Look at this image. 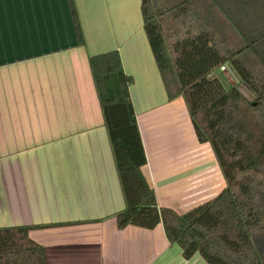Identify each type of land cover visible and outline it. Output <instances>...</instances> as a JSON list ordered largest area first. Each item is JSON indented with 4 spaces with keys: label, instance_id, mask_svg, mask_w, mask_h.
I'll return each mask as SVG.
<instances>
[{
    "label": "crops",
    "instance_id": "1",
    "mask_svg": "<svg viewBox=\"0 0 264 264\" xmlns=\"http://www.w3.org/2000/svg\"><path fill=\"white\" fill-rule=\"evenodd\" d=\"M113 50L159 207L183 214L226 187L183 97L168 99L140 0H0V228L40 226L29 236L46 264H207L161 224L117 226L125 200L89 65Z\"/></svg>",
    "mask_w": 264,
    "mask_h": 264
},
{
    "label": "trees",
    "instance_id": "2",
    "mask_svg": "<svg viewBox=\"0 0 264 264\" xmlns=\"http://www.w3.org/2000/svg\"><path fill=\"white\" fill-rule=\"evenodd\" d=\"M143 27L168 99L182 96L196 138L209 143L226 182L211 200L180 214L159 207L143 175L146 153L116 50L90 56L125 209L117 226L162 225L183 258L264 264V0H140ZM78 39L82 36L77 26ZM227 67L251 92L228 86ZM30 226L0 228V264H46Z\"/></svg>",
    "mask_w": 264,
    "mask_h": 264
},
{
    "label": "rangeland",
    "instance_id": "3",
    "mask_svg": "<svg viewBox=\"0 0 264 264\" xmlns=\"http://www.w3.org/2000/svg\"><path fill=\"white\" fill-rule=\"evenodd\" d=\"M223 78L225 79L228 86H236L244 96L248 99L251 98V92L246 88L245 85L239 82L233 71L226 67L225 71L222 73Z\"/></svg>",
    "mask_w": 264,
    "mask_h": 264
},
{
    "label": "built area",
    "instance_id": "4",
    "mask_svg": "<svg viewBox=\"0 0 264 264\" xmlns=\"http://www.w3.org/2000/svg\"><path fill=\"white\" fill-rule=\"evenodd\" d=\"M225 67H221L220 71L223 73L225 71Z\"/></svg>",
    "mask_w": 264,
    "mask_h": 264
}]
</instances>
